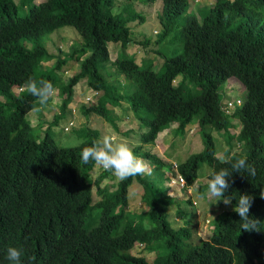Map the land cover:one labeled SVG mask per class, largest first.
Wrapping results in <instances>:
<instances>
[{
  "label": "trees",
  "instance_id": "1",
  "mask_svg": "<svg viewBox=\"0 0 264 264\" xmlns=\"http://www.w3.org/2000/svg\"><path fill=\"white\" fill-rule=\"evenodd\" d=\"M158 1L163 3L160 19L165 30L156 41L146 37L145 46L161 45L173 33L176 19L184 17L176 30L182 46L164 58L159 72L151 67L153 61L140 66L136 56L127 53L134 44L129 24L145 18L116 13L115 0H0V264H10L8 247L23 249L21 264H151L130 252L136 243L156 252L155 244L161 240L169 251L158 254L152 264H252L255 260L264 264L261 199L255 198L250 208V215L261 221L260 231H242L238 214L224 211L214 223V235L193 245L185 243L192 238L187 226L195 209L192 198L176 204L177 214L187 219L185 227L175 229L168 221V207L175 199L165 186L168 162L146 152L144 157L153 164L148 175L119 181L113 190L102 187L105 179H113L111 171L94 180L95 163L81 162L83 147L100 134L89 127L91 117L98 116L118 130L116 108H122L149 127L141 137L143 145L154 143L160 132L173 125V131L180 133L196 125L194 133H202L205 150L179 163L177 169L189 187L195 186L201 173L207 174L206 167L232 171L217 155L214 133L227 140L225 157L234 161L246 156L255 169L254 176L233 172L230 196L238 200L240 194L251 195L264 179V0H217L202 20L199 13H189L191 0H143L151 5ZM64 27L75 29L81 40L78 36L66 55L63 50L56 55L48 44ZM111 44L123 48L115 61ZM156 53L163 59L160 50ZM76 66L77 72L66 77ZM30 77L52 82L56 96L47 105H37L25 90L24 82ZM178 77L182 82L175 85ZM232 78L246 92L244 105L233 116L242 121L237 135L232 133L236 127L232 116L222 109ZM82 82L92 97L73 109L76 87ZM57 96L59 113L48 125L45 114ZM33 110L42 111L43 139L34 133L29 119ZM71 116L80 121L75 133L84 142L63 147L57 134H52L53 126L71 121ZM149 117L151 121H145ZM210 173L197 188L196 198L207 192ZM135 180L144 188L148 208L141 214L128 212ZM94 183L101 196L97 203ZM94 209L100 210L101 218L90 230L86 218Z\"/></svg>",
  "mask_w": 264,
  "mask_h": 264
},
{
  "label": "rangeland",
  "instance_id": "2",
  "mask_svg": "<svg viewBox=\"0 0 264 264\" xmlns=\"http://www.w3.org/2000/svg\"><path fill=\"white\" fill-rule=\"evenodd\" d=\"M45 1L47 0H37L38 3H42ZM115 1L117 2L116 8L114 7V11L116 13H123V14L127 13V14H132V15L136 14L139 16H143L145 18V20L143 21L142 20L140 21L138 19L137 21L129 24V26L132 29V38L134 39V44H132L130 48L127 49V53L132 56L135 55L137 62L140 66H142V64H145L149 61H153V65H151V67L153 68V70L159 72L164 63V58L171 57L172 55H174L176 48H179L182 46L181 40L176 37V30L179 26H182L184 24V17L180 16L176 19L175 23L172 26L173 33L170 36H168L166 39H164L161 45H159L158 47H156L155 44H151L150 46H145L146 37L152 41H156L158 38L160 39L162 37V34L164 33L165 27L161 23V19H160V15L162 13V8H163V3L161 1H158L154 3V5H151L148 3H144L143 0H115ZM214 3H215V0H202L199 3L192 0L190 1V7L192 8L189 11V13H194L196 15L199 13L200 14L199 19L202 20L203 15L207 13L209 10L208 7ZM158 33L160 35H157ZM78 36L81 40L80 35L75 29L71 27H64L52 35V40L48 44V49L50 52L55 53L56 55L59 53V50H63L64 51L63 55H66L68 53L70 46H72V44L75 43V39H77ZM122 50L123 48L121 44H111L110 45L111 60L115 61L118 53ZM153 50H156V51L160 50V53L163 56V59L160 58V55L157 54L156 51L154 52ZM53 63L54 61L50 63H46L45 66L50 67ZM77 68H79V66L72 68L69 72L65 74V76L70 77L74 75L77 72ZM122 81L124 82V80ZM181 82H182V78L178 77L175 81V85H179V83ZM227 89L231 93L228 96L229 98L224 97L225 99L224 101L232 100V99L234 100L241 99L243 101L245 100L246 92L244 90V87H242L235 78H232L230 81H228ZM54 96H56V93ZM90 97H92L91 89L87 86L85 82H82L79 86L76 87L75 102L71 105V108L76 107V105L78 104H85V102H88L87 100ZM59 102H60L59 100H55L53 102V107L47 109L48 113L45 114V117H47L45 122H47L48 125L53 122L54 114L59 113V109L57 107L59 105ZM77 108H79V106ZM110 108L113 109L112 107ZM35 110H38V109H35ZM35 110L31 112V114L29 115V119L32 120L33 122L32 125L33 127H35L34 133L40 139H43L46 136L45 135L46 128L43 127L42 122H39L43 114L41 116L42 111L36 114L34 113ZM116 114L122 115L123 117L124 115H127L130 117V120L128 119L126 120V118H124L121 120V122L120 121L117 122V125L121 127V132L134 131L136 129L135 123H133V113L131 111L123 112L122 108H116ZM77 117L82 122L85 121L83 115L79 114ZM71 120H74L75 125H76L75 127L79 126V123H80L79 120H75L73 116H71ZM68 121H70V118L61 121V124L53 130L52 134L53 135L57 134L58 136L57 141L63 147L79 146L84 142V140L80 138V136L77 133H65L62 130L66 126V125L65 126L63 125ZM196 121L198 122L197 119ZM88 125L92 130L101 132V136L105 134H109L111 128L113 129L111 124H109L106 120L98 116H95V115L91 117L90 121L88 122ZM192 126L194 127L195 125H192ZM240 127L241 126H239V128ZM174 129H176V125H173L169 128V131H168L169 133H166L165 135H161L160 138L156 141L157 142L156 144L153 143L151 144V146L150 144L140 145L141 146L140 151L147 152L148 147H151L150 148L151 152L156 154L163 161L167 162L169 160L170 162H177V164H179V163L184 162L191 155L200 153L205 150V143L203 140L202 133H200L199 131L197 133H192L188 129H185V133H180L179 131L177 132L173 131ZM147 130L148 129L145 127L143 130V133ZM112 134H115V133H112ZM214 137L216 141L215 147L217 150V155L220 158H225V151L227 150L226 141L224 140V138L220 137L217 134H215ZM125 140L130 141V138L126 136ZM200 140H201V143H200ZM172 142H174V144L176 143L175 147H171ZM193 147L195 149L192 150ZM145 162L148 164L149 171H150L151 170L150 167L153 168V164H151L150 162L148 163L147 161ZM169 168L170 169L167 175L169 176L170 181H171L172 180L171 176L176 177L174 164H170ZM205 170L207 174L201 173V178L196 183V188L205 184L203 180L207 179V175L211 172L210 167L208 168L206 167ZM134 183H136V181ZM105 184H107L108 186H111L114 183H112L111 180H108ZM137 184L138 186L133 190V194L130 188L129 200L130 202L133 199L135 201V203L131 204L132 208L130 207V210L135 211V212H142L143 210H145V205L144 204L140 205L139 202L142 201L141 198L143 197L144 189L140 185L139 181L137 182ZM166 186L169 188L168 194L171 197L178 196V198H182L186 200L190 196L189 194H185L184 191L180 192L178 189L179 186H176V184L166 183ZM96 191L97 189L96 187H94L95 200H99L101 197L99 194H96ZM195 191L196 190L194 188L192 195L193 197L196 198L197 196H196ZM133 195H138L140 198L138 196L133 197ZM193 200L197 202V207H195L197 209H194L193 211L194 213L191 216L193 217L192 219L193 221L192 232L194 234L193 239L195 240L196 243H193V239H190L189 241H186L185 243L198 245V242L201 239H209L212 237L211 231L209 230L208 232L206 226L204 225V219L206 218V215L208 214V216L211 219V224L212 226H214L216 219L220 218L223 212H221V202H217V199L215 201L207 196V198H203L202 200L201 198H196ZM180 202L181 200L175 198L174 202H171V205L168 207V214H167L168 221L172 224L173 228L175 229L178 226V223L175 222V219H174L177 213L176 204ZM213 208H214V211L217 213L213 212ZM187 209H191V208L187 206ZM201 211L203 213H201ZM200 213H201V216H200ZM216 215H217V218H215ZM100 218H101L100 210L98 209L91 210L88 213V216L86 218L85 227L90 230L93 229L94 227L99 225ZM201 219L203 223H201L200 221ZM146 224H149V221H147ZM155 248L157 249V251L154 252V254L151 255L150 253H146V257H148L150 260H152L153 257H156L157 254H166L169 251L168 246L165 244L164 240H161L160 242L155 244ZM146 251L147 249L145 248V246H143V247H138L137 249H135L134 253L137 256H140L142 254H145ZM252 264H260V262L255 260V263H252Z\"/></svg>",
  "mask_w": 264,
  "mask_h": 264
},
{
  "label": "clouds",
  "instance_id": "3",
  "mask_svg": "<svg viewBox=\"0 0 264 264\" xmlns=\"http://www.w3.org/2000/svg\"><path fill=\"white\" fill-rule=\"evenodd\" d=\"M201 1L202 0L195 1V2L199 3ZM216 1L217 0H215V3H216ZM214 4H211V5H214ZM205 7H207V6H205ZM191 8L192 7H190V10H191ZM238 83L241 85V83L239 81H238ZM24 88L31 96L36 98V103L40 107L47 105L56 93V89L53 86L52 82L45 80V79L37 80L35 78L30 77L28 80H26L24 82ZM97 94L98 93H95L94 95H97ZM227 98H229V97H227ZM55 100H59L58 96L56 98H54L53 102ZM87 101H89V98ZM244 101L241 99H236V100L232 99V100H226L222 104V109H223L224 113L226 115L232 116V118H233L232 121L236 125V127L232 129V133L236 134V135H237V133H239V131L242 128V121L237 116H235V117H233V116L235 115L237 110L240 109L244 105ZM124 118H126V120L127 119L130 120V117L127 115H124V117L122 115H119L117 122L118 121L121 122V120ZM145 121H151V117L145 119ZM117 122H116V124H117ZM133 123H135L136 129L134 131H126V132H121V127H119L117 125L118 130H119V132H118V130H116L111 125L113 127V129L111 128L109 134H105V135L101 136V132H99L100 133L99 138L93 140L90 146H85L81 150V154H80L81 155V162L83 164H88L89 162H94L96 165V167L94 168V174H93L94 180L97 179L106 170L111 171L112 174L114 175L113 179L112 178L105 179L102 187H107L108 185L105 183L108 180H111L112 183H114V184H112L110 186V188H111V190H113V189H115L114 186L119 181L127 180L130 177H135V176H140V175H148L149 166L145 161H147L148 163L150 161L146 157H144V154L146 152L140 151V149H141L140 145H143V143L141 142V137L143 136V134H145L149 130V127L144 125L142 119L141 120L136 119L134 114H133ZM60 124H61V122L59 123V125ZM58 126H53V128L55 129ZM63 126H65V128L62 130L65 133H75L76 128H77V127H75L76 125H75V122L73 120L66 122ZM239 126H241V127L239 128ZM145 127L148 130L143 133V130ZM195 127H196V125L194 127L192 125H189V126H187V129L190 132L194 133L196 130ZM168 131H169V129H167L163 132H160L157 140L160 138L161 135H165L166 133H169ZM112 133H115V134H112ZM215 134H217V133H214V135ZM117 135H118V137H117ZM217 135H219V134H217ZM126 136H128L130 138V141L125 140ZM219 136L224 138V140L227 142V140L224 136H222V135H219ZM156 141L154 142L155 144L157 143ZM151 144H153V143H150V146H151ZM145 145H149V144H145ZM226 146H227V144H226ZM150 148L151 147H148L149 152H151ZM227 150H228V146H227ZM152 154H154V153H152ZM167 162L169 163V165L174 164L176 177L171 176L172 180L170 181V178L167 175V173L169 172V170H168L166 172V175L168 177V180L166 181V183L176 184V186H179L178 189L180 192L184 191L185 194H189L190 196H192V197L189 196V198L186 200L182 199V198H178V196L173 197V198H177V199H181V200H185V201L189 200L190 198L196 199L192 195L194 188H195V190H196L195 192H196V196H197V188L198 187L196 188V184L193 187H189L185 178L182 175H179L177 173V169H178L179 164H177V162H170L169 160ZM222 163L230 164L232 171L230 172L227 168H221L219 171L212 170L210 173V178L207 181V192L204 194H201V199H203L204 196L207 195L209 198H216L217 202L222 201L223 205L221 208V212L234 211L235 213H237L239 216L240 229L242 231H247V232L260 231L259 224L261 223V221L250 215V208H251L252 202L255 200V198H256V200L261 199L262 202L264 203V179L259 181L258 188L251 195H249L247 193L240 194L239 199L237 200L228 194L229 190L232 186L230 178L232 177L233 172L241 173L243 171V172H247V174L249 176H254L255 175V169L253 168L252 165H250L248 163L246 156H241L240 158L235 159L234 161L230 156L225 157L222 159ZM259 180H260V177H259ZM135 181H136V183H134L131 186L132 194H133V190L138 186V184H137L138 180H135ZM166 183H165V186H166ZM135 184H137V185H135ZM240 185L236 186L238 190H240V187H241ZM94 187H96V189L98 188L95 183L92 185V190H93V193L95 196ZM234 191H235V189H234ZM168 192H169V190H168ZM96 194H97V191H96ZM134 196H138V195H133V197ZM143 198H144V194H143V197L141 198L142 201L139 203H140V205L141 204L145 205V210H143L142 212H144V211L147 212L148 208H147L146 203L143 201ZM233 199L236 200L235 204L232 203ZM100 200H101V198L99 200H95V198H94V203H97ZM193 202H194V206L197 207V202L194 200H193ZM133 203H135L134 199L131 200V202L129 200L128 212L129 213H135V214H141L142 212H135V211L130 210L131 204H133ZM188 207H190V206H188ZM195 209H197V208H195ZM201 213H203V212L201 211ZM201 213H200V216H201ZM215 218H217V215L215 216ZM174 219H175V222L178 223L177 228L185 227L186 221L188 219L189 223L187 226L190 229L191 234H192L191 239H193L194 238V234L192 232V229H193L192 219H193V217L190 216L189 218H187L184 221V219L181 218L176 213V217ZM147 221H149V220H145L144 224L147 228H149L150 222H149V224H146ZM200 221H201V223H203L202 219ZM204 225L206 226L208 232H209V230L211 231L212 236H213L214 230H215V225L212 226L211 219L208 216V214L206 215V218L204 219ZM201 241H208V239H201L198 242V244H200ZM193 243H196L194 239H193ZM143 246H145V248L147 249L145 244L136 243L135 247L132 249V251L130 253L134 256H137L134 253L135 249H137L138 247H143ZM22 253H23L22 248L8 247L6 258L8 261H10V264H21ZM146 253H150L151 255L154 254V252L153 253L148 252V250H147L145 252V254H142L139 257L145 258L149 263L152 264L156 257H153V259L150 260L148 257H146Z\"/></svg>",
  "mask_w": 264,
  "mask_h": 264
}]
</instances>
